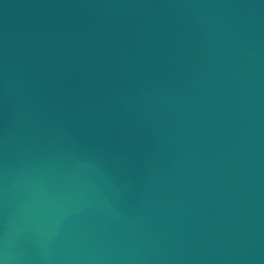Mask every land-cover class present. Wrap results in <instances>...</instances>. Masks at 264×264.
<instances>
[{
    "label": "water",
    "instance_id": "obj_1",
    "mask_svg": "<svg viewBox=\"0 0 264 264\" xmlns=\"http://www.w3.org/2000/svg\"><path fill=\"white\" fill-rule=\"evenodd\" d=\"M0 264H264V0H0Z\"/></svg>",
    "mask_w": 264,
    "mask_h": 264
}]
</instances>
